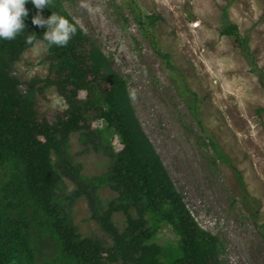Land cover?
I'll list each match as a JSON object with an SVG mask.
<instances>
[{
  "label": "rangeland",
  "instance_id": "obj_1",
  "mask_svg": "<svg viewBox=\"0 0 264 264\" xmlns=\"http://www.w3.org/2000/svg\"><path fill=\"white\" fill-rule=\"evenodd\" d=\"M63 2L125 76L145 133L198 224L219 236L224 264H264V0ZM225 20L238 26L240 40L220 34ZM46 55V44L38 40L13 64L21 88L47 74ZM37 108L51 117L66 104L49 87L38 95ZM94 127L102 133L94 139L97 147L81 132L64 146L74 178H63L59 194L90 183L94 206L85 195L77 198L72 222L82 236L111 244L93 213L101 215L117 195L105 179L106 148L120 145L106 123ZM8 174L0 164V183ZM112 220L124 230L122 213ZM31 225L37 264H58L56 240L44 226ZM178 240L169 224H159L151 241L163 247L165 264L182 255Z\"/></svg>",
  "mask_w": 264,
  "mask_h": 264
},
{
  "label": "trees",
  "instance_id": "obj_2",
  "mask_svg": "<svg viewBox=\"0 0 264 264\" xmlns=\"http://www.w3.org/2000/svg\"><path fill=\"white\" fill-rule=\"evenodd\" d=\"M48 7L42 10L44 18L58 12L77 26L66 47L48 46L43 39L46 28L31 23L37 14L31 2L26 5L25 31L15 40H0V164L9 169L0 183V264H37L31 224L44 226L56 240L58 264H165L160 259L163 247L151 241L162 222L177 232L182 251L169 264H224L219 236L198 224L145 133L125 76L74 20L63 0H51ZM149 19L154 22L155 17ZM220 34L240 40L238 26L228 20ZM29 36L33 44L27 43ZM38 40L47 46V74L33 76L21 88L13 64ZM163 57L170 65V56ZM49 87L66 104L51 117L37 108L38 95ZM94 122L113 128L120 145L106 148L110 165L105 179L117 195L101 215L93 213L111 244L82 236L72 222L70 207L77 198L85 195L94 206L90 183L59 194L63 178H74L64 146L72 133L81 132L97 147L94 139H101L102 133ZM118 212L125 217L123 231L112 220Z\"/></svg>",
  "mask_w": 264,
  "mask_h": 264
},
{
  "label": "clouds",
  "instance_id": "obj_3",
  "mask_svg": "<svg viewBox=\"0 0 264 264\" xmlns=\"http://www.w3.org/2000/svg\"><path fill=\"white\" fill-rule=\"evenodd\" d=\"M31 2L37 9L31 23L46 28L43 39L48 46L66 47L77 32V26L58 12L44 18L42 10L49 8L51 0H0V40L12 41L26 29L25 20L29 16L26 5ZM27 43L33 44L34 37H27Z\"/></svg>",
  "mask_w": 264,
  "mask_h": 264
}]
</instances>
